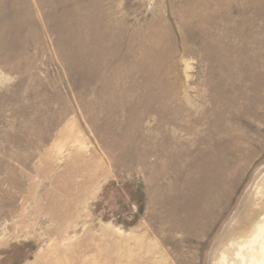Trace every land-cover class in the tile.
Listing matches in <instances>:
<instances>
[{
  "label": "rangeland",
  "instance_id": "1",
  "mask_svg": "<svg viewBox=\"0 0 264 264\" xmlns=\"http://www.w3.org/2000/svg\"><path fill=\"white\" fill-rule=\"evenodd\" d=\"M263 242L264 0H0V264Z\"/></svg>",
  "mask_w": 264,
  "mask_h": 264
},
{
  "label": "bare ground",
  "instance_id": "2",
  "mask_svg": "<svg viewBox=\"0 0 264 264\" xmlns=\"http://www.w3.org/2000/svg\"><path fill=\"white\" fill-rule=\"evenodd\" d=\"M262 249H263V252H264V242L262 243ZM251 264H264V260H258L256 259L255 261H252Z\"/></svg>",
  "mask_w": 264,
  "mask_h": 264
}]
</instances>
